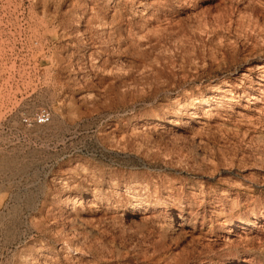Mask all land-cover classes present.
<instances>
[{"label": "rangeland", "instance_id": "1", "mask_svg": "<svg viewBox=\"0 0 264 264\" xmlns=\"http://www.w3.org/2000/svg\"><path fill=\"white\" fill-rule=\"evenodd\" d=\"M255 64L264 0H0V264H264Z\"/></svg>", "mask_w": 264, "mask_h": 264}, {"label": "bare ground", "instance_id": "2", "mask_svg": "<svg viewBox=\"0 0 264 264\" xmlns=\"http://www.w3.org/2000/svg\"><path fill=\"white\" fill-rule=\"evenodd\" d=\"M264 70V65L263 66H261V65H256L255 64V66H253V68H251L249 71L250 72H252V73H261L260 71H263ZM263 73H264V71H263ZM245 75H248V74H245V73H243V75L242 76H245ZM261 77H263V80H262V82H264V74H262V76ZM244 78V77H243ZM246 79H247V77H246ZM249 79V78H248ZM226 83V82H225ZM229 83V82H228ZM226 86L229 88V86H231V85H228V84H226ZM240 86V85H239ZM259 88H257V89H255V92H252V93H247V95H245V93H239L238 91L237 92H234L233 91V89H225V88H222V87H218V88H216V89H214L213 90V94H212V97L210 98V99H205L204 101H202V103L200 104V106H197L196 108H197V110H199V109H203V108H213V107H215V105H217L218 103H220V99H222L223 97H225V98H228L229 100H233V98H235L236 97V99L238 98V100H244V102H252V104H254V101H256L259 97H258V94L259 93H261L262 91H261V87H263L264 86V84L263 83H259ZM224 87V86H223ZM222 96V97H221ZM235 96V97H234ZM229 97H231V98H229ZM235 99V100H236ZM218 106V105H217ZM218 109V108H217ZM209 111V110H208ZM208 113V112H207ZM210 113V112H209ZM220 114V113H219ZM209 115V114H208ZM215 115V114H214ZM201 123V122H200ZM133 186V185H132ZM68 187V186H67ZM135 187V186H134ZM119 189V188H118ZM128 193V192H127ZM101 197V196H100ZM71 199V198H70ZM101 199V198H100ZM210 202H212V201H210ZM219 202V201H218ZM89 203H91V200H87V201H82V204H89ZM81 204V203H80ZM91 205V204H90ZM89 205V206H90ZM83 206V205H82ZM92 206V205H91ZM83 208V207H82ZM230 232L231 233H233V234H235V238L234 239H232V240H230V244L232 245V246H238L240 243H242L241 241H240V239L241 238H244V243L245 242H252V244L254 243H256L257 242V244L258 245H260L261 243H262V241H263V239H262V237L263 236H261L262 234L260 233L261 232V230L262 229H260V230H258L259 228H261V226H260V224H261V222H260V220L258 219V218H256L255 220H247V221H243V220H235V221H233V222H230ZM180 226H182V225H180ZM239 227H241L242 229H244V230H248V228H249V230L247 231L248 233H246V232H243V230H241L242 232H243V236L242 235H240V233L241 232H238L239 230H238V228ZM181 228V227H180ZM253 228H255V229H257L256 230V232H255V234H253L251 231H252V229ZM182 229V228H181ZM179 230V229H178ZM264 230V229H263ZM261 234V235H260ZM228 238V237H227ZM244 243H242V244H244ZM252 244H251V246H252ZM253 244V245H254ZM262 245V244H261ZM73 246V245H72ZM225 246H226V244H225ZM241 246V245H240ZM251 246H249V247H251ZM248 250V249H247ZM210 255V254H209ZM79 258V257H78ZM26 260V259H25ZM76 260V259H75ZM42 262V261H41ZM248 262L250 263V264H255V262H254V258H250L249 260H248ZM46 263V262H45Z\"/></svg>", "mask_w": 264, "mask_h": 264}, {"label": "built area", "instance_id": "3", "mask_svg": "<svg viewBox=\"0 0 264 264\" xmlns=\"http://www.w3.org/2000/svg\"><path fill=\"white\" fill-rule=\"evenodd\" d=\"M31 120L28 118H25V123L31 124ZM51 121V113L49 110L44 109L38 112L35 118V123L37 125H46Z\"/></svg>", "mask_w": 264, "mask_h": 264}]
</instances>
